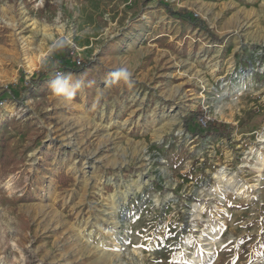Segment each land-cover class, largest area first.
<instances>
[{
  "label": "rangeland",
  "instance_id": "374dc122",
  "mask_svg": "<svg viewBox=\"0 0 264 264\" xmlns=\"http://www.w3.org/2000/svg\"><path fill=\"white\" fill-rule=\"evenodd\" d=\"M165 1L212 35L159 0H0V264H264V0ZM60 44L90 67L28 85ZM199 107L231 134L187 131Z\"/></svg>",
  "mask_w": 264,
  "mask_h": 264
},
{
  "label": "trees",
  "instance_id": "16d2710c",
  "mask_svg": "<svg viewBox=\"0 0 264 264\" xmlns=\"http://www.w3.org/2000/svg\"><path fill=\"white\" fill-rule=\"evenodd\" d=\"M159 3L165 8L169 16L179 19L180 21L190 25L192 28L204 30L211 33V28L206 21L187 8L174 9L171 4L165 0H159ZM212 35V34H210ZM91 60L79 59L73 50L65 44L59 47L51 54L47 64L40 70L36 71L32 76L30 83H41L57 75H65L67 72L80 73L91 65ZM9 90L0 89V101L7 95ZM12 93V92H11ZM205 110L202 107L190 112L186 118L185 127L192 134L200 136H229L234 128L233 124H227L224 121L205 118ZM203 118L206 126L203 128L199 123V119ZM1 145V163L4 167H11L15 163L11 151L7 148L6 140L0 139Z\"/></svg>",
  "mask_w": 264,
  "mask_h": 264
},
{
  "label": "clouds",
  "instance_id": "9594fccd",
  "mask_svg": "<svg viewBox=\"0 0 264 264\" xmlns=\"http://www.w3.org/2000/svg\"><path fill=\"white\" fill-rule=\"evenodd\" d=\"M114 76L118 78H123L125 81L129 79L130 76H132V73L127 70H120L118 72L113 73ZM80 87L79 84L76 85V88L78 89ZM52 92L59 96H66L68 101H71L75 95V91H70V86L67 80H62L60 78H57L53 81L52 85Z\"/></svg>",
  "mask_w": 264,
  "mask_h": 264
},
{
  "label": "bare ground",
  "instance_id": "6f19581e",
  "mask_svg": "<svg viewBox=\"0 0 264 264\" xmlns=\"http://www.w3.org/2000/svg\"><path fill=\"white\" fill-rule=\"evenodd\" d=\"M45 30V29H44ZM49 30V29H48ZM46 31V30H45ZM48 32V31H47ZM35 33H37L36 31H35ZM34 36V35H33ZM43 36V35H42ZM52 34H48L46 37H48V38H52ZM43 37H45V36H43ZM47 39V38H46ZM261 156V155H260ZM258 164V163H257ZM264 164V156H261L260 157V162H259V164H258V168H260L262 165ZM260 176H262V174H260Z\"/></svg>",
  "mask_w": 264,
  "mask_h": 264
},
{
  "label": "built area",
  "instance_id": "2783aa9c",
  "mask_svg": "<svg viewBox=\"0 0 264 264\" xmlns=\"http://www.w3.org/2000/svg\"><path fill=\"white\" fill-rule=\"evenodd\" d=\"M205 118H207V117H205ZM199 123L201 124L202 127L206 126V122H205V120L203 118L199 119Z\"/></svg>",
  "mask_w": 264,
  "mask_h": 264
},
{
  "label": "snow or ice",
  "instance_id": "6c2138e0",
  "mask_svg": "<svg viewBox=\"0 0 264 264\" xmlns=\"http://www.w3.org/2000/svg\"><path fill=\"white\" fill-rule=\"evenodd\" d=\"M141 247H143V246L141 245Z\"/></svg>",
  "mask_w": 264,
  "mask_h": 264
},
{
  "label": "crops",
  "instance_id": "0c3cea01",
  "mask_svg": "<svg viewBox=\"0 0 264 264\" xmlns=\"http://www.w3.org/2000/svg\"><path fill=\"white\" fill-rule=\"evenodd\" d=\"M197 29V28H196Z\"/></svg>",
  "mask_w": 264,
  "mask_h": 264
}]
</instances>
